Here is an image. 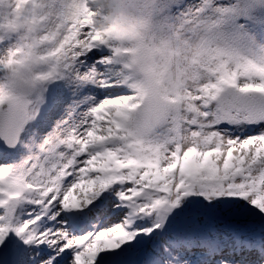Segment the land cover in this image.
Returning <instances> with one entry per match:
<instances>
[{"label": "snow or ice", "instance_id": "6c2138e0", "mask_svg": "<svg viewBox=\"0 0 264 264\" xmlns=\"http://www.w3.org/2000/svg\"><path fill=\"white\" fill-rule=\"evenodd\" d=\"M8 3L0 75L44 83L0 92V264H264V0H145L202 54L158 126L84 0Z\"/></svg>", "mask_w": 264, "mask_h": 264}, {"label": "clouds", "instance_id": "9594fccd", "mask_svg": "<svg viewBox=\"0 0 264 264\" xmlns=\"http://www.w3.org/2000/svg\"><path fill=\"white\" fill-rule=\"evenodd\" d=\"M23 7V15L27 17L28 6ZM13 8L8 0L0 4V23L5 35ZM84 8L89 13L95 42L112 51L105 64L116 71L119 83L142 98L136 119L158 126L177 110L178 84L193 82L202 54L184 43L177 45L161 39L154 31L145 0H84ZM20 32L26 34L24 28ZM39 67L32 66L31 74L22 68L23 74L15 81L11 72L5 70L0 75V92L31 98L44 83L38 78Z\"/></svg>", "mask_w": 264, "mask_h": 264}, {"label": "bare ground", "instance_id": "6f19581e", "mask_svg": "<svg viewBox=\"0 0 264 264\" xmlns=\"http://www.w3.org/2000/svg\"><path fill=\"white\" fill-rule=\"evenodd\" d=\"M192 2H195V0H186V3H192ZM241 225H245V224L242 223V221H241Z\"/></svg>", "mask_w": 264, "mask_h": 264}, {"label": "rangeland", "instance_id": "374dc122", "mask_svg": "<svg viewBox=\"0 0 264 264\" xmlns=\"http://www.w3.org/2000/svg\"><path fill=\"white\" fill-rule=\"evenodd\" d=\"M239 221H240V220H237L236 223L240 225ZM241 221H242V223H244V224L247 223V221H245V220H241ZM241 226H242V225H241Z\"/></svg>", "mask_w": 264, "mask_h": 264}]
</instances>
